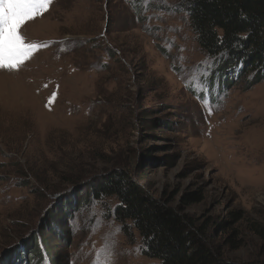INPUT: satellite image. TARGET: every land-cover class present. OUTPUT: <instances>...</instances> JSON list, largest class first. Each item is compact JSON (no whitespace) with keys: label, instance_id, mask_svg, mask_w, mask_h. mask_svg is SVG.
Returning <instances> with one entry per match:
<instances>
[{"label":"rangeland","instance_id":"obj_1","mask_svg":"<svg viewBox=\"0 0 264 264\" xmlns=\"http://www.w3.org/2000/svg\"><path fill=\"white\" fill-rule=\"evenodd\" d=\"M183 4L51 0L21 25L35 47L0 68V264H35L36 237L40 264H161L92 195L119 169L217 264H264V79L220 71Z\"/></svg>","mask_w":264,"mask_h":264},{"label":"trees","instance_id":"obj_2","mask_svg":"<svg viewBox=\"0 0 264 264\" xmlns=\"http://www.w3.org/2000/svg\"><path fill=\"white\" fill-rule=\"evenodd\" d=\"M182 2L198 44L206 54L219 59L220 71L228 67L240 69L243 77L251 74L249 85L264 79V0ZM36 179L42 182L41 178ZM89 188L95 197L106 194L121 200L114 215L122 224L133 221L142 236L145 255L161 264L218 263L215 252L203 240L201 228L189 229L186 219L176 211L160 205L141 186L128 182L124 170L106 173ZM37 239L31 254L34 260L38 257L35 264H40L44 255L40 246L34 252Z\"/></svg>","mask_w":264,"mask_h":264},{"label":"snow or ice","instance_id":"obj_3","mask_svg":"<svg viewBox=\"0 0 264 264\" xmlns=\"http://www.w3.org/2000/svg\"><path fill=\"white\" fill-rule=\"evenodd\" d=\"M51 0H0V68L17 69L27 59L32 44L20 35L21 25L47 10Z\"/></svg>","mask_w":264,"mask_h":264}]
</instances>
